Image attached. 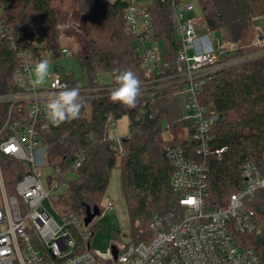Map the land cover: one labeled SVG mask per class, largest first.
Wrapping results in <instances>:
<instances>
[{
	"label": "trees",
	"instance_id": "1",
	"mask_svg": "<svg viewBox=\"0 0 264 264\" xmlns=\"http://www.w3.org/2000/svg\"><path fill=\"white\" fill-rule=\"evenodd\" d=\"M54 1L58 0H0V20L12 32L11 39L0 35V96L16 91L13 76L21 64V51L30 50L34 57L50 54L53 62L63 58ZM141 1L152 16L153 39L165 45L164 61L170 67L164 78L172 79L180 47L174 35L172 6L162 0ZM78 2L88 27L89 51L80 60L88 82L84 89L90 92L80 94L82 107L77 119L59 124L51 134L42 133V139L47 147L48 168L67 173L70 162L81 151L85 162L66 193L53 198V202L82 220L86 218V207H97L101 214L106 210L101 201L118 157L109 141L107 117L115 114L120 120L127 116L131 133L123 140L122 181L132 239L138 243L149 239V223L154 216L178 210V198L169 186L173 167L164 147L171 144L193 152L195 145L184 138L193 135L194 130L182 121L176 79L171 83L160 77L153 85L145 84L140 43L126 30V0ZM198 3L209 32L219 31L225 45L236 49L234 54H226L234 61L212 75L201 95L203 103L211 105L220 117L212 130L214 149L225 151L220 157L215 151L206 157L193 155L194 161L205 162L208 167L209 205L224 207L231 194L240 188L241 167L247 162L261 164L264 156V44L256 49L245 48L254 38V21L264 18V0H198ZM117 69H131L142 82L135 108L108 104L110 91L116 86ZM101 73L111 75L109 84H100ZM88 103L92 106L90 120L86 117ZM0 109L1 119L5 109ZM151 113L155 116L151 117ZM163 122L173 136L170 142L164 138ZM1 166L7 190L14 193L25 169L9 158H2ZM251 208L264 226V191L257 193ZM247 239V247L264 264V238Z\"/></svg>",
	"mask_w": 264,
	"mask_h": 264
},
{
	"label": "built area",
	"instance_id": "2",
	"mask_svg": "<svg viewBox=\"0 0 264 264\" xmlns=\"http://www.w3.org/2000/svg\"><path fill=\"white\" fill-rule=\"evenodd\" d=\"M162 1L172 6L174 35L180 45L172 79L164 78L165 70L170 66L164 61L160 42L152 37V16L145 11L141 0H126L125 21L127 32L139 43L153 44L150 49L144 47L142 53L145 84L153 85L160 77L164 78L163 82L173 83L176 79V96L190 112L187 118L182 117V121L194 133L184 140L193 143L195 150L187 152L184 147L171 144L164 147L173 167L169 186L178 198V210L154 216L149 223L148 240L138 243L114 241L105 254L91 249L94 233L89 229L90 225L86 226L84 220L69 209L56 207L53 202L57 192L68 189L67 178L83 166L84 152L76 153L67 173L49 168L53 176L43 179L39 175L41 165L48 167L42 133L51 134L59 127L46 119L50 95L64 86L78 87L80 94L90 91L84 89V84L67 79L57 71L51 72L47 88H33L30 76L34 65L43 59L52 63L53 59L50 54L34 57L30 50H24L19 53L21 64L13 76L16 91L0 96V107L5 109L0 119V264H261L257 253L247 247V238H264V226L251 208L257 193L264 191V156L261 164L247 162L241 167L240 188L231 194L224 207L209 205L208 167L205 162L193 160V155L214 154L212 130L220 117L211 105L203 103L201 95L212 75L230 63L218 66L222 62L216 52L218 47L210 34H200L201 28L209 30L204 19L195 15L193 4L184 5L180 0ZM11 34L0 20L1 37L11 39ZM260 43L264 44V37ZM11 45L17 49L14 43ZM61 52L63 58L73 57L63 42ZM220 53L228 54L223 50ZM108 104L115 103L108 101ZM107 129L113 149L118 151V156L124 155L123 140L130 137V126L127 135H119L118 120L115 114H110ZM167 129L166 125L164 131ZM172 139V135L165 138L168 142ZM224 151L215 153L220 157ZM2 158L13 159L25 169L14 193H10L5 185ZM112 208L113 205L108 203L107 210ZM72 227L80 233L82 245L72 237ZM113 249L117 250L116 258Z\"/></svg>",
	"mask_w": 264,
	"mask_h": 264
},
{
	"label": "rangeland",
	"instance_id": "3",
	"mask_svg": "<svg viewBox=\"0 0 264 264\" xmlns=\"http://www.w3.org/2000/svg\"><path fill=\"white\" fill-rule=\"evenodd\" d=\"M114 1V0H111ZM182 4H193L195 6V15L200 18V6L198 0H180ZM53 7L57 11L58 15V30L61 35V42L67 45L70 51L73 54L71 58H61L57 62L50 63L51 72H59L63 76H70L73 81H77L81 84H88L86 80V73L82 68L80 58L86 57L87 52L89 51V37H88V27L85 16L79 10L78 0H58L54 1ZM203 19V18H202ZM200 21V20H198ZM254 33L252 42H247L248 45L245 46L246 49H256L262 46V43L259 42L261 38L264 37V18H259L254 21ZM206 27V26H205ZM200 34L206 35L210 34L209 37L211 40H214L217 48V55L219 59L223 58L222 62H219L218 66L230 63L234 61V58H229L226 54H221L223 50L225 53L234 54L235 47L226 46L222 34L218 32H207L205 28L200 29ZM164 43L161 41L159 44L160 49L164 48ZM150 49L153 47V44L146 42L144 45L139 44V50L141 53L145 52V48ZM158 47V45H157ZM220 53V55H219ZM98 80L101 85L109 84L112 80V77L108 73H101L98 76ZM49 86L48 80H46L42 88H47ZM88 108L89 105H88ZM181 110L183 117L187 118L190 115L185 104H181ZM167 123L163 122V128H166ZM129 131V120L127 116L122 117L118 121V133L121 136H125ZM164 138H170L169 130L164 131ZM123 157H117L116 168L110 173V181L107 192L101 201V206L106 208V210L90 224L89 229L94 232V235L91 239V249L94 251H99L102 254H105L110 249L112 242L119 241L122 243H130L134 240L132 239V230H131V220L129 216V209L127 205V199L124 194L123 181H122V162ZM39 175L46 179L48 176H53L51 169L46 167V165H41L39 168ZM75 175L71 176L70 179L67 178L68 183L72 182L75 179ZM67 190L57 192L54 195L59 197L60 195L66 193ZM108 203L113 205L112 209L107 210ZM50 209L51 214L56 217V213L51 209V207L46 204ZM64 208V207H63ZM94 230V231H93ZM70 232L75 242L78 245H82V238L80 233L74 227L70 228ZM36 240L38 239L35 238ZM80 251L77 250L76 254Z\"/></svg>",
	"mask_w": 264,
	"mask_h": 264
},
{
	"label": "clouds",
	"instance_id": "4",
	"mask_svg": "<svg viewBox=\"0 0 264 264\" xmlns=\"http://www.w3.org/2000/svg\"><path fill=\"white\" fill-rule=\"evenodd\" d=\"M115 87L111 89L109 100L129 109L135 108L141 94V80L131 69L114 70ZM51 76L50 61L37 62L31 70L30 84L33 88L44 86ZM82 107V98L78 87H67L50 95L46 103V119L58 126L65 121L77 119ZM264 183V182H262Z\"/></svg>",
	"mask_w": 264,
	"mask_h": 264
},
{
	"label": "water",
	"instance_id": "5",
	"mask_svg": "<svg viewBox=\"0 0 264 264\" xmlns=\"http://www.w3.org/2000/svg\"><path fill=\"white\" fill-rule=\"evenodd\" d=\"M100 214H101L100 210L97 207L93 209H91L90 207H86V218L84 219L85 225L89 226L96 217L100 216ZM113 254L114 257L116 258L117 257L116 249H113Z\"/></svg>",
	"mask_w": 264,
	"mask_h": 264
},
{
	"label": "crops",
	"instance_id": "6",
	"mask_svg": "<svg viewBox=\"0 0 264 264\" xmlns=\"http://www.w3.org/2000/svg\"><path fill=\"white\" fill-rule=\"evenodd\" d=\"M88 105L90 108H88ZM88 105L86 106V116H87V119L90 120L92 117V106H91V104H88Z\"/></svg>",
	"mask_w": 264,
	"mask_h": 264
},
{
	"label": "bare ground",
	"instance_id": "7",
	"mask_svg": "<svg viewBox=\"0 0 264 264\" xmlns=\"http://www.w3.org/2000/svg\"><path fill=\"white\" fill-rule=\"evenodd\" d=\"M94 231V230H93Z\"/></svg>",
	"mask_w": 264,
	"mask_h": 264
}]
</instances>
